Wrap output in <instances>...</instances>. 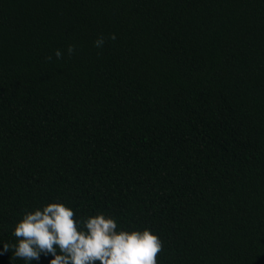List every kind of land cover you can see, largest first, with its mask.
Here are the masks:
<instances>
[{
	"label": "trees",
	"instance_id": "16d2710c",
	"mask_svg": "<svg viewBox=\"0 0 264 264\" xmlns=\"http://www.w3.org/2000/svg\"><path fill=\"white\" fill-rule=\"evenodd\" d=\"M50 202L264 264V0H0V264Z\"/></svg>",
	"mask_w": 264,
	"mask_h": 264
},
{
	"label": "clouds",
	"instance_id": "9594fccd",
	"mask_svg": "<svg viewBox=\"0 0 264 264\" xmlns=\"http://www.w3.org/2000/svg\"><path fill=\"white\" fill-rule=\"evenodd\" d=\"M103 44V37L95 41L98 48ZM68 51L74 48L70 46ZM55 55L60 58L62 52L57 50ZM13 235L17 238L15 255L26 264L39 261L42 254L54 257L50 264H158L163 248V241L151 229L125 230L115 217L102 212L78 218L62 202L25 213Z\"/></svg>",
	"mask_w": 264,
	"mask_h": 264
}]
</instances>
